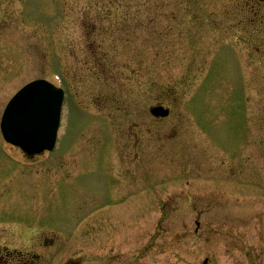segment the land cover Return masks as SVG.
I'll use <instances>...</instances> for the list:
<instances>
[{"label": "rangeland", "instance_id": "1", "mask_svg": "<svg viewBox=\"0 0 264 264\" xmlns=\"http://www.w3.org/2000/svg\"><path fill=\"white\" fill-rule=\"evenodd\" d=\"M244 9L258 41L229 54ZM53 74L68 92L56 150L31 165L0 133V157L20 163L2 172L46 180L70 232L112 199L110 160L128 174L118 170V204L71 241L117 264H264V4L0 0V117ZM156 102L173 109L158 124Z\"/></svg>", "mask_w": 264, "mask_h": 264}, {"label": "flooded vegetation", "instance_id": "2", "mask_svg": "<svg viewBox=\"0 0 264 264\" xmlns=\"http://www.w3.org/2000/svg\"><path fill=\"white\" fill-rule=\"evenodd\" d=\"M5 163L0 158V165ZM104 193L115 190L107 188ZM50 195L47 181L27 183L11 171L0 174V264H117L115 257L108 258L99 249L70 241L68 226L53 218Z\"/></svg>", "mask_w": 264, "mask_h": 264}, {"label": "water", "instance_id": "3", "mask_svg": "<svg viewBox=\"0 0 264 264\" xmlns=\"http://www.w3.org/2000/svg\"><path fill=\"white\" fill-rule=\"evenodd\" d=\"M59 94L36 82L25 88L8 106L2 123L5 138L29 153L53 144L59 112ZM156 116L167 112L155 109Z\"/></svg>", "mask_w": 264, "mask_h": 264}]
</instances>
